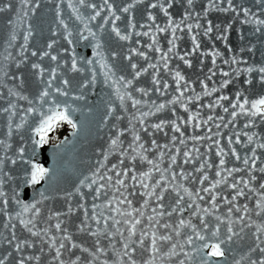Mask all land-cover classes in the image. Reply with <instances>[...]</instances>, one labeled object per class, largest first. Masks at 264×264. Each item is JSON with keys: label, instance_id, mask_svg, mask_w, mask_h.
Instances as JSON below:
<instances>
[{"label": "snow or ice", "instance_id": "snow-or-ice-1", "mask_svg": "<svg viewBox=\"0 0 264 264\" xmlns=\"http://www.w3.org/2000/svg\"><path fill=\"white\" fill-rule=\"evenodd\" d=\"M41 3L0 0V264H138V254H146L142 264H264V134L252 130L264 124V94H245L257 86L264 92V0H46L51 35L35 44ZM213 14L227 19L217 23ZM237 22L251 26L260 47ZM80 47L91 48V57ZM100 76L111 89L98 125L112 133L97 153L102 159L70 187L39 190V199L26 202L52 175L35 159L37 150L62 123L73 135L80 131L73 114L84 112ZM237 83L244 91L224 94ZM153 94L169 98L157 102ZM205 97L212 99L201 103ZM239 116L248 131L236 130ZM169 131L160 144L156 134ZM201 141L206 145L197 146ZM154 149L168 150L167 167L163 150L149 158ZM141 162L146 171L138 170ZM48 201L60 207L42 217ZM173 216L175 222L165 219ZM245 240L247 251L236 259L234 246Z\"/></svg>", "mask_w": 264, "mask_h": 264}, {"label": "water", "instance_id": "water-1", "mask_svg": "<svg viewBox=\"0 0 264 264\" xmlns=\"http://www.w3.org/2000/svg\"><path fill=\"white\" fill-rule=\"evenodd\" d=\"M94 2L99 3L100 0H94ZM51 5H48L46 3V0H42L41 3V10L38 12V17L34 18V22L38 25V31L36 36L33 38V41L35 44H39L49 38L51 35L49 29L53 25V14L51 13ZM64 12L65 17H67L70 14V10L67 8V5L64 6ZM82 12H86V9H81ZM178 18V17H177ZM212 19H214L215 22L219 23L220 21L226 20L227 17H225L223 14L217 15L213 14ZM0 25H2V21H0ZM234 27L237 30H243L244 34L253 42L257 44V47H260L261 45L257 41L256 37L253 36L251 31V26L249 25H242L239 22H237ZM40 29L43 31L41 32ZM145 41L147 38H143ZM232 43L235 45L237 43L236 35L233 34L231 36ZM217 47L224 52L225 57L230 58L229 53H227L226 49H224L222 44H217ZM17 49H13V54H15ZM91 48L84 49L83 47L78 48V52H81L82 54H85L89 57H91ZM3 40L0 39V61H3ZM249 54H244V59H248ZM256 61H260L261 57L257 53V55L254 58ZM252 62L251 60L249 61ZM6 63V62H5ZM206 64L210 66V58L206 61ZM218 64H220L221 67L225 68L227 70V66L223 65L220 60H218ZM243 67V65H241ZM14 70V69H13ZM186 74L191 77L192 79H195V74L191 70H186ZM243 78V77H242ZM146 77H142L141 81L138 83L143 85L144 81L146 80ZM219 77H217V80ZM100 83L97 84L96 88L94 89V94H90L89 96V103L87 107H84V112H76L73 114V119L77 121L78 123L82 124V127L80 131H78L75 135H73V130L66 136L62 141H60L57 144L44 146V149L37 150V153L35 154V159L41 163L44 167L49 168L52 170V175L47 181H42L41 185L37 186L36 190H30V198L26 201L28 203L33 202L35 199H39V190H45L47 189L49 194L51 195L57 187L65 188L70 187L71 184L77 182L78 179L83 178L84 175H90L91 172L97 167V160L102 159V157H98L97 153L101 151V146L104 148L107 147V141L108 137L112 135L109 128H104L102 131L99 129L98 125L100 123L101 116L104 112V100L108 99V96L106 93H110L111 89L107 88L103 84V77H99ZM9 83H12L9 81ZM211 86V82H210ZM197 90H200L199 85H196ZM6 91V90H5ZM170 92L172 89L169 90ZM237 91H244L242 87H240L239 83L236 84L235 87H230L229 89L225 90L224 94L230 95L231 97H235ZM251 98H256L260 94H264L259 86L255 88V90H250L248 93H245ZM138 98L139 95L137 94ZM169 97H159L157 94H153L149 99L157 100V102H162ZM212 97H205L201 103H208ZM23 106H27L25 102L20 101L19 102ZM226 105L228 102H224ZM81 106L83 107V103H81ZM88 107H91L93 109V112L91 114H88ZM193 111H196L199 108L198 104H194L191 106ZM209 114L208 109L202 110V115L206 118V116ZM216 114L225 115L222 112V109H217ZM186 115V114H184ZM160 117V114L157 116L150 117V122H156ZM226 115V119H228ZM246 117L239 116L236 121V130L238 131H248L247 129L243 128L244 123L246 122ZM111 124L112 121H109ZM127 120L123 122L121 126H126ZM2 127V125H0ZM231 127V126H230ZM167 130V129H166ZM215 130V129H214ZM254 131L260 132L261 134H264V124H259L257 128L252 129ZM187 132L189 135L193 134V130L191 128L187 129ZM171 132L169 131V136L165 137L162 133H157L155 138L160 144L168 143L170 140ZM194 134H201L200 131H196ZM30 135L29 132L25 133V136L27 137ZM178 135V134H177ZM145 139H151L149 137L145 136ZM245 139L242 137V140ZM127 140H131V136H127ZM29 152L31 153V148L33 147L31 145L30 141H27ZM207 142L201 141L199 142V145H206ZM57 145H59L57 147ZM177 146L181 147V150L183 151L184 148L182 145H179L177 142ZM188 146L192 147V141H188ZM146 147L150 148V145H146ZM238 151L243 156L247 150L241 147L240 145H236ZM163 150L165 152V156L163 158V162L161 163V168L167 167L168 165V150L167 149H154L150 150L147 155L149 158L152 159H158V152ZM202 152L205 151V147H201L200 149ZM213 158L214 157V149H213ZM110 162L115 161V156H110ZM231 163H234V160H230V166ZM242 166V165H241ZM139 171H146L149 167L146 162H141L137 165ZM186 170H191L193 167L192 165H184L183 166ZM237 175H243V173L237 174ZM159 178V173L154 172L153 173V180ZM186 186L189 187H195V185L188 184L187 181H183ZM134 201V206L139 207L140 203H142V200L139 196L131 197ZM103 199L96 201V203H102ZM241 203L248 202L245 200H241ZM167 203V201H166ZM251 206V203H250ZM49 207H55L59 208V203H55L53 201H48L44 206H42V217L47 214ZM89 207H91V198L89 197ZM150 209L146 210V216L150 214ZM221 213L226 211V206L221 208ZM185 216H187V213H185ZM170 219L172 222H175L176 217L173 216L172 218H165ZM253 219H258L255 216H253ZM145 223H147L145 219ZM163 223V221H162ZM39 227H43V220L41 219V223L38 225ZM160 231H164L163 229H160ZM247 232H251L252 229H246ZM104 243H107L104 241ZM119 246V245H118ZM164 250H167V245L164 246ZM247 251V240L241 241L239 245L234 246V255L236 259H239L245 252ZM138 264H142L143 259L146 258V254L144 256L137 255ZM231 259V257H230Z\"/></svg>", "mask_w": 264, "mask_h": 264}, {"label": "trees", "instance_id": "trees-1", "mask_svg": "<svg viewBox=\"0 0 264 264\" xmlns=\"http://www.w3.org/2000/svg\"><path fill=\"white\" fill-rule=\"evenodd\" d=\"M70 131V126L66 123H62L59 125V127L54 128V134L53 136L49 137L48 143H54L63 137H65L68 132Z\"/></svg>", "mask_w": 264, "mask_h": 264}]
</instances>
